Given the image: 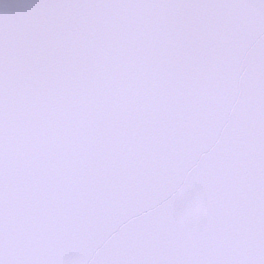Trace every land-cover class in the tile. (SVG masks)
<instances>
[{
  "label": "snow or ice",
  "instance_id": "6c2138e0",
  "mask_svg": "<svg viewBox=\"0 0 264 264\" xmlns=\"http://www.w3.org/2000/svg\"><path fill=\"white\" fill-rule=\"evenodd\" d=\"M0 264H264V0H0Z\"/></svg>",
  "mask_w": 264,
  "mask_h": 264
}]
</instances>
